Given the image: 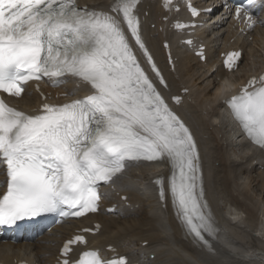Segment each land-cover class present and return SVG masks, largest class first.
I'll list each match as a JSON object with an SVG mask.
<instances>
[{
  "label": "snow or ice",
  "instance_id": "snow-or-ice-1",
  "mask_svg": "<svg viewBox=\"0 0 264 264\" xmlns=\"http://www.w3.org/2000/svg\"><path fill=\"white\" fill-rule=\"evenodd\" d=\"M184 2L192 16L200 15L192 0ZM139 3L114 0L104 11L81 7L77 0H0V91L23 98L29 82L39 91L45 81L52 87L75 83L65 95H77L80 85L89 92L62 104L47 103L41 93L45 102L33 113L0 97V164L7 177L0 225L47 213L62 218L95 213L102 184L115 183L141 163H166L167 182L162 176L154 181L161 200L170 196L187 235L214 251L210 238L218 237L219 228L205 198L196 140L134 50L167 87L142 39ZM163 6L179 11L173 0H163ZM254 10L264 12V0L235 7V18L248 30L257 23ZM190 26L174 24L181 31ZM240 58L239 51L231 52L225 64L233 69ZM225 103L247 138L264 149V75L253 76ZM79 243H86L83 235L64 244L61 264H129L126 257L104 259L96 250L70 262L72 245Z\"/></svg>",
  "mask_w": 264,
  "mask_h": 264
},
{
  "label": "bare ground",
  "instance_id": "bare-ground-1",
  "mask_svg": "<svg viewBox=\"0 0 264 264\" xmlns=\"http://www.w3.org/2000/svg\"><path fill=\"white\" fill-rule=\"evenodd\" d=\"M79 3L108 11L114 0H79ZM136 11L142 39L167 87L160 83L138 48L134 50L157 89L174 107L196 140L205 198L217 226L219 230L221 227L225 228L226 238V231H229L228 238L238 239L243 247L253 249L258 256L249 257V260L246 257L244 258L247 260L238 258L237 262L231 264H264V149L251 146L244 140H237L235 146L227 129L226 111L222 109L223 100L229 94L227 88L235 87V83L241 82L245 75L232 79L233 75L218 68L212 77L215 76L219 81L223 79L221 81L224 82L218 83L215 93H205L193 81V71L196 70L192 63L198 58L179 43V35L169 25L176 17L175 12H169L163 6V0H141ZM164 16L168 20L163 23L161 19ZM253 39L254 44L261 42L264 40L263 33L259 32ZM221 40L226 43L229 37L224 36ZM165 41L169 42V47L163 45ZM169 50L176 59L173 63L170 61ZM219 52L220 50L216 55L210 46L207 61L199 64L214 69L212 64L217 61ZM247 56L248 53L245 55L246 60ZM251 71L254 70L248 71L246 75ZM76 87L75 83L69 82L61 92H71ZM79 87L81 90L77 95H68L65 99L89 94L87 86ZM187 88H190L189 94H185ZM26 92L18 102L25 107L38 104L39 97L30 89ZM175 96H181L183 100L174 102ZM215 102L217 109L213 112L212 123L204 117L208 114L204 109ZM215 134L222 135V144L228 143L226 148L215 138ZM253 171L257 173L255 177ZM169 175L170 167L166 163H141L139 166L129 167L116 182L115 189L106 191L108 201H104V204H117V214H106L103 206L98 214L82 220L86 225H92L93 221L102 223L99 233L90 237L89 245L102 250L111 247L112 251H107V254L129 257V264H224L223 258L232 256L228 247L217 238H210L214 251L197 244L187 235L175 215L170 196L161 200L159 186L154 181L162 176L167 182ZM242 179L247 183H243V189H240L239 182ZM253 185L258 189L259 195L254 194ZM123 196L127 199L123 200ZM240 225H244L249 231ZM76 227L77 224L74 223L61 225L54 230L53 236H44L29 243L14 245L0 240V261L18 258L30 259L33 264H59L57 253L61 241ZM133 247L140 253H134ZM151 253L155 254L154 258L149 257Z\"/></svg>",
  "mask_w": 264,
  "mask_h": 264
},
{
  "label": "rangeland",
  "instance_id": "rangeland-1",
  "mask_svg": "<svg viewBox=\"0 0 264 264\" xmlns=\"http://www.w3.org/2000/svg\"><path fill=\"white\" fill-rule=\"evenodd\" d=\"M261 33H263V30L261 31ZM224 37V36H223ZM223 37H221V39L223 38ZM218 39H220V38H218ZM264 42V40H261V42L260 41H258V43L257 44H254V45H258L259 46V43H263ZM258 49H260L259 50V52L258 53H255L254 55H252V56H250V55H248L247 56V60H248V58H249V56H250V59L248 60V62L246 63V67H243L242 69H240V71L234 76H232V79H237V78H240V77H242V76H244V75H246V70H248L250 67L251 68H253V69H256V68H259V67H261V68H263V66H264V44L263 45H261V47H258ZM254 51H255V49H254ZM246 60V61H247ZM198 61V60H197ZM195 62V63H194ZM193 63H194V65H196L197 66V68L196 67H194V69L196 70L195 72L193 71V74H194V76H193V81L194 82H196V84H197V88L199 87V88H201V90H204L205 91V93H210V94H213V93H215V91H216V87H218V82H217V80H215V78H214V76L212 77L211 76V69L209 70L208 69V67L207 68H201V69H199L200 67H202L200 64H199V62H196V60L195 61H193ZM196 63H198V65L196 64ZM213 70V69H212ZM250 71V70H249ZM246 72V73H245ZM245 73V74H244ZM244 74V75H243ZM187 80V79H186ZM219 81V80H218ZM208 89V90H207ZM207 90V91H206ZM199 95V94H198ZM202 97V96H201ZM215 109V110H214ZM216 109H217V102H215V103H211L210 105H208L207 107H206V109H204L208 114H207V116H204L206 119H210V121L212 122V123H214V121H213V119H211L212 118V115H213V112H215L216 111ZM215 138L222 144V135H220V136H217L216 134H215ZM240 140V139H239ZM227 145H228V143L227 142H224V145L222 144V146H223V148H226L227 147ZM253 176L254 175H256L257 173L255 172V171H253ZM255 177V176H254ZM240 185H241V188L240 189H243L242 188V184L243 183H247V181L246 180H244V179H242L240 182ZM253 191H254V194L255 195H259L258 193V189H256V187L253 185ZM263 197V196H262ZM132 249H136L135 247H133ZM135 252H137V251H135ZM152 255H154V257H155V254L154 253H151L150 255H149V257L150 258H154V257H152ZM146 262V261H145ZM147 262H149L148 260H147Z\"/></svg>",
  "mask_w": 264,
  "mask_h": 264
}]
</instances>
